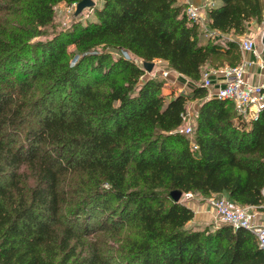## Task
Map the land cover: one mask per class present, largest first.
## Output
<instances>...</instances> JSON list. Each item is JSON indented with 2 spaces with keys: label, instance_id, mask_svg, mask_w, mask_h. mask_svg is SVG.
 <instances>
[{
  "label": "trees",
  "instance_id": "16d2710c",
  "mask_svg": "<svg viewBox=\"0 0 264 264\" xmlns=\"http://www.w3.org/2000/svg\"><path fill=\"white\" fill-rule=\"evenodd\" d=\"M78 1L0 0V264H264L250 231L198 228L170 195L264 214V108L246 121L196 84L241 62L238 37L264 1L206 8L224 43L177 0H94L57 28L54 6ZM155 59L192 90L163 94L136 62ZM195 99L189 137L181 114Z\"/></svg>",
  "mask_w": 264,
  "mask_h": 264
},
{
  "label": "built area",
  "instance_id": "2783aa9c",
  "mask_svg": "<svg viewBox=\"0 0 264 264\" xmlns=\"http://www.w3.org/2000/svg\"><path fill=\"white\" fill-rule=\"evenodd\" d=\"M185 5V15L187 19L198 23H204L205 15L200 6L194 0H178ZM210 5H214L213 2ZM207 36L215 42L223 43L230 40L227 34L216 30L205 28ZM241 54L250 53L251 60H243L236 65H224L217 68H208L201 76V86L209 90L212 85L211 77H217L218 86L214 93L210 90L208 97H216L232 101L236 113L244 120L256 118L258 112L264 108V82H252L246 77L247 68L256 64L260 70L264 71V62L259 58L260 45L251 38H242L239 41ZM127 56V55H126ZM188 112L185 110L181 114V126L187 122ZM179 127V131L189 134L192 131L190 125ZM196 148V145H192ZM185 198L191 192L184 193ZM208 204L215 212V226L229 224L233 228L243 227L250 231L257 239L259 247L264 252V221H257L255 215L249 211V207L237 205L229 201L225 196L211 194L207 198Z\"/></svg>",
  "mask_w": 264,
  "mask_h": 264
},
{
  "label": "rangeland",
  "instance_id": "374dc122",
  "mask_svg": "<svg viewBox=\"0 0 264 264\" xmlns=\"http://www.w3.org/2000/svg\"><path fill=\"white\" fill-rule=\"evenodd\" d=\"M211 2L214 3V0H196V3H198V5L201 8V11L205 15L204 23L200 25L204 31H205V28L207 27L205 10L208 6H211L210 5ZM75 6H76V4L68 5L65 2H59L54 6V23H55L57 28L60 26H62V27L69 26V24L71 23V21L74 18ZM88 12H89V9H84L80 15V18L81 19L87 18L89 15ZM263 30H264V9H263L262 17L259 21L250 20L246 24L245 31L242 35H240L238 37V40L240 41L242 38H251L257 44L260 45V36H261ZM228 36L233 38V36H231L229 34H228ZM72 47H73L72 45H69L68 49H71ZM112 54L115 57L119 56V54L115 53V52H112ZM136 62L138 65H140V66L142 65L141 64L142 62L140 60H137ZM152 62H153L152 70L150 72H145V76L163 79L165 85L163 84L162 88H166L169 91H173L175 94H178V93L188 94V92H190L192 90V87H191L192 85L186 81L185 76H182L181 74L171 70L170 68H168L166 63L161 61V60L155 59ZM200 82L201 81L196 82V84H201ZM198 102H199L198 100H189L186 103V108L190 112L187 111L188 112L187 122L183 123L181 127H185L186 125H190L192 127V131L188 134L189 137H191L193 135V130L195 127V118H196L197 109H198ZM208 197L209 196L202 197L199 194L191 192V195L189 197L185 198V195L183 194L179 200L185 202L188 199L194 198L199 202L205 201L208 204V201H207ZM251 209L252 208L250 207V209H248V210L251 211L255 216H258L257 212H260V211H258L256 208H253L252 210ZM216 221H217V219L215 218V215H214L213 219L210 221V224H207V225H212ZM207 225H205V226H207ZM202 227L203 226H201V225L198 226V228H202Z\"/></svg>",
  "mask_w": 264,
  "mask_h": 264
},
{
  "label": "crops",
  "instance_id": "0c3cea01",
  "mask_svg": "<svg viewBox=\"0 0 264 264\" xmlns=\"http://www.w3.org/2000/svg\"><path fill=\"white\" fill-rule=\"evenodd\" d=\"M194 1H196V0H194ZM242 59L243 60H251L252 55L250 53H243V54H241V61H242ZM204 71H203V73H204ZM182 76H184V75H182ZM246 77L252 82H258V83L264 82V71L260 70L256 64H253L247 68ZM211 80H212V85L210 86L209 90L212 93H214V91L216 90V88L218 86V79H217V77L212 76ZM186 81L192 85L191 87L195 86V84L187 77H186ZM209 90H208V92H209ZM170 92L171 91L167 90L166 88H162L163 94H168ZM207 96H208V93H207ZM186 111H189V110L186 108ZM185 203L187 206H189L193 210V220L192 221L194 223H196L198 226L201 225L203 227L207 224H210V221L213 219L215 212L205 201L199 202L193 198V199L186 200ZM251 208L253 209L254 207H251ZM249 209H250V207H249ZM257 213H258V216H255L256 220L257 221H264V214L262 212H257Z\"/></svg>",
  "mask_w": 264,
  "mask_h": 264
},
{
  "label": "water",
  "instance_id": "95a60500",
  "mask_svg": "<svg viewBox=\"0 0 264 264\" xmlns=\"http://www.w3.org/2000/svg\"><path fill=\"white\" fill-rule=\"evenodd\" d=\"M95 4L94 0H79L76 3L74 15H77L81 11H83L86 8H90ZM259 58L264 62V30L260 36V52H259ZM142 67L146 72H150L153 67V62L148 61H142ZM181 191L180 190H172L170 192V195L174 201H178L181 197Z\"/></svg>",
  "mask_w": 264,
  "mask_h": 264
}]
</instances>
